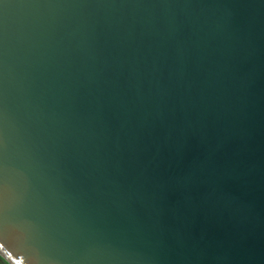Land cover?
<instances>
[{"label":"water","instance_id":"95a60500","mask_svg":"<svg viewBox=\"0 0 264 264\" xmlns=\"http://www.w3.org/2000/svg\"><path fill=\"white\" fill-rule=\"evenodd\" d=\"M0 257L264 264V0H0Z\"/></svg>","mask_w":264,"mask_h":264},{"label":"trees","instance_id":"16d2710c","mask_svg":"<svg viewBox=\"0 0 264 264\" xmlns=\"http://www.w3.org/2000/svg\"><path fill=\"white\" fill-rule=\"evenodd\" d=\"M0 264H8L0 257Z\"/></svg>","mask_w":264,"mask_h":264}]
</instances>
